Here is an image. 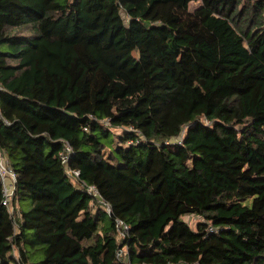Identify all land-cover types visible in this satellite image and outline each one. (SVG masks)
<instances>
[{
    "label": "trees",
    "instance_id": "trees-1",
    "mask_svg": "<svg viewBox=\"0 0 264 264\" xmlns=\"http://www.w3.org/2000/svg\"><path fill=\"white\" fill-rule=\"evenodd\" d=\"M0 84V264H264V0H0Z\"/></svg>",
    "mask_w": 264,
    "mask_h": 264
},
{
    "label": "built area",
    "instance_id": "built-area-1",
    "mask_svg": "<svg viewBox=\"0 0 264 264\" xmlns=\"http://www.w3.org/2000/svg\"><path fill=\"white\" fill-rule=\"evenodd\" d=\"M1 89H2V86L0 84V90ZM0 121H3L6 124H11V121L4 117L1 107H0ZM166 143L168 144L169 142H166ZM73 154H74V149L71 143L67 140H63V148L60 151L59 156L65 167L66 173L72 178L74 182L79 183V185L87 193L91 194L95 199H97V202L99 203L101 208L105 209L109 214H111L112 213L111 205L105 202L101 198L98 189L94 185H88L84 180H81L80 170L72 168L70 166ZM0 176H1L2 184H3V201L2 202L13 213L15 209L12 206V200L14 198L16 187H17V173L14 170L6 151L2 149L1 147H0ZM192 216H194L197 220L199 218V216H195V215H192ZM116 223L119 229L120 239L125 240V238L127 237L129 233L130 225L122 219H117ZM218 232H219V228L210 226L209 233H218ZM16 254L18 256V260H20L18 253ZM117 254L119 257H122L126 259V261H128L129 255H128L127 245L119 248L117 251ZM168 264H196V263L170 262Z\"/></svg>",
    "mask_w": 264,
    "mask_h": 264
},
{
    "label": "rangeland",
    "instance_id": "rangeland-1",
    "mask_svg": "<svg viewBox=\"0 0 264 264\" xmlns=\"http://www.w3.org/2000/svg\"><path fill=\"white\" fill-rule=\"evenodd\" d=\"M200 4H201V2H199V1H192L190 3L189 7L191 10H195ZM123 131H124V129H122V128H117V129L113 130V132L115 133L116 139H117L116 143H118V144H120L122 141L121 135L123 134ZM105 153H106V156L108 157L109 156V149H107ZM98 207H101V206L98 204H95L94 208L97 209ZM185 219H188L190 221V223H196V220H197L194 216H190V217L186 216ZM192 226H195V225L192 224ZM16 253H18V252H16Z\"/></svg>",
    "mask_w": 264,
    "mask_h": 264
}]
</instances>
